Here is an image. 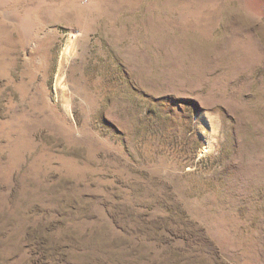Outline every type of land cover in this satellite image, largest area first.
Masks as SVG:
<instances>
[{
	"label": "rangeland",
	"instance_id": "1",
	"mask_svg": "<svg viewBox=\"0 0 264 264\" xmlns=\"http://www.w3.org/2000/svg\"><path fill=\"white\" fill-rule=\"evenodd\" d=\"M0 264H264V0H0Z\"/></svg>",
	"mask_w": 264,
	"mask_h": 264
}]
</instances>
